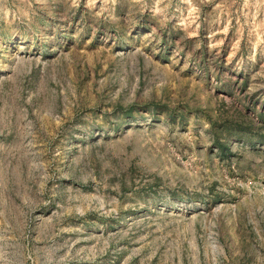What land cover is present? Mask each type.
Masks as SVG:
<instances>
[{
    "label": "rangeland",
    "instance_id": "rangeland-1",
    "mask_svg": "<svg viewBox=\"0 0 264 264\" xmlns=\"http://www.w3.org/2000/svg\"><path fill=\"white\" fill-rule=\"evenodd\" d=\"M0 264H264V0H0Z\"/></svg>",
    "mask_w": 264,
    "mask_h": 264
}]
</instances>
